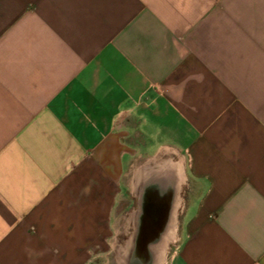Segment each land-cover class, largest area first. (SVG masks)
<instances>
[{
  "label": "crops",
  "instance_id": "obj_1",
  "mask_svg": "<svg viewBox=\"0 0 264 264\" xmlns=\"http://www.w3.org/2000/svg\"><path fill=\"white\" fill-rule=\"evenodd\" d=\"M135 164L168 264H264V0H0V264H94Z\"/></svg>",
  "mask_w": 264,
  "mask_h": 264
},
{
  "label": "rangeland",
  "instance_id": "obj_2",
  "mask_svg": "<svg viewBox=\"0 0 264 264\" xmlns=\"http://www.w3.org/2000/svg\"><path fill=\"white\" fill-rule=\"evenodd\" d=\"M169 159L164 156L163 164L167 163ZM172 161L179 160L173 158ZM137 166V164L132 166L124 181L127 186L125 185L121 190V200L115 211L114 241L111 245L106 246L105 252L100 254L94 264H168L177 250L181 240L183 210L189 200V184L187 181L180 182L177 183V188L174 187L168 176L162 175L155 184L152 183L148 186L153 189V192L146 196L142 195L145 200L144 211L138 216L136 226H129L128 211L136 204L134 190H131L129 195V184ZM175 192L178 197L175 223L174 226L167 229L169 211ZM123 197L125 204L122 200Z\"/></svg>",
  "mask_w": 264,
  "mask_h": 264
},
{
  "label": "bare ground",
  "instance_id": "obj_3",
  "mask_svg": "<svg viewBox=\"0 0 264 264\" xmlns=\"http://www.w3.org/2000/svg\"><path fill=\"white\" fill-rule=\"evenodd\" d=\"M159 172H162V171H158ZM163 172H166L167 175L169 177V179L171 180L172 184L174 185V187L176 186L178 188V184L177 183H180L181 182V175H178L177 171L175 170H171V171H163ZM160 174V173H159ZM162 177V175H150V178L148 180H146L145 182H143L141 185L138 184V182L136 181L135 183V193L137 195V200H138V207L139 206H144V197L141 196L142 192H145V189L147 186H149L150 184L154 183L156 181L159 180V178ZM141 178V177H140ZM141 199L142 200V204H141ZM171 210L169 211V216H168V224H167V229H169L171 226H174L173 223H174V215L176 214V205H177V196H176V192H175V196H174V199H173V202L171 204ZM178 210V209H177ZM139 212L140 211H137V216H139ZM125 235V234H124ZM122 242V241H121ZM132 242V241H131ZM122 244V243H121ZM129 245V244H128ZM131 246V245H130ZM120 258V257H119Z\"/></svg>",
  "mask_w": 264,
  "mask_h": 264
},
{
  "label": "flooded vegetation",
  "instance_id": "obj_4",
  "mask_svg": "<svg viewBox=\"0 0 264 264\" xmlns=\"http://www.w3.org/2000/svg\"><path fill=\"white\" fill-rule=\"evenodd\" d=\"M152 190V191H151ZM145 196H146V194H148V193H150V192H153V189H151V188H149L148 186L146 187V189H145Z\"/></svg>",
  "mask_w": 264,
  "mask_h": 264
}]
</instances>
